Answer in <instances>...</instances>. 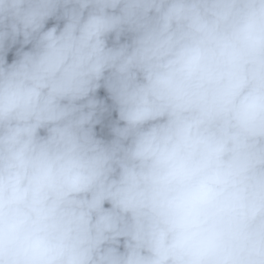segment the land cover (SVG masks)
Here are the masks:
<instances>
[{
	"label": "clouds",
	"instance_id": "obj_1",
	"mask_svg": "<svg viewBox=\"0 0 264 264\" xmlns=\"http://www.w3.org/2000/svg\"><path fill=\"white\" fill-rule=\"evenodd\" d=\"M0 264H264V0H0Z\"/></svg>",
	"mask_w": 264,
	"mask_h": 264
}]
</instances>
